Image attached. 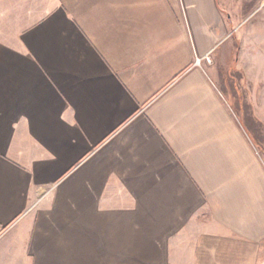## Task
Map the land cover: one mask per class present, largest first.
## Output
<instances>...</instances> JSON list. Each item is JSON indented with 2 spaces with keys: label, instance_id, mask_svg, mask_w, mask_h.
<instances>
[{
  "label": "crops",
  "instance_id": "1",
  "mask_svg": "<svg viewBox=\"0 0 264 264\" xmlns=\"http://www.w3.org/2000/svg\"><path fill=\"white\" fill-rule=\"evenodd\" d=\"M231 31L219 0H0V264H264Z\"/></svg>",
  "mask_w": 264,
  "mask_h": 264
},
{
  "label": "rangeland",
  "instance_id": "2",
  "mask_svg": "<svg viewBox=\"0 0 264 264\" xmlns=\"http://www.w3.org/2000/svg\"><path fill=\"white\" fill-rule=\"evenodd\" d=\"M219 2L232 21V31L227 44L213 62L217 79L224 90L227 89L228 98L242 120L246 118L247 103L251 104L255 116L264 123V0ZM241 54L243 63L249 67L250 77L243 71L242 62L240 61V66L237 64L236 60ZM255 93L259 95L256 100L260 99L259 117L251 103V96ZM245 126L247 127L246 124ZM260 134L262 135H258L260 138L258 143L264 157V131H260ZM262 259L264 262V247Z\"/></svg>",
  "mask_w": 264,
  "mask_h": 264
},
{
  "label": "trees",
  "instance_id": "3",
  "mask_svg": "<svg viewBox=\"0 0 264 264\" xmlns=\"http://www.w3.org/2000/svg\"><path fill=\"white\" fill-rule=\"evenodd\" d=\"M245 109L247 110L245 124L247 125V128L250 131V133L252 134L254 141L260 147V144H259L260 138L258 137V135H262L260 134V131L261 132L264 131V123L262 120H260L259 118L255 116L253 112V108L251 107V104L245 103Z\"/></svg>",
  "mask_w": 264,
  "mask_h": 264
},
{
  "label": "built area",
  "instance_id": "4",
  "mask_svg": "<svg viewBox=\"0 0 264 264\" xmlns=\"http://www.w3.org/2000/svg\"><path fill=\"white\" fill-rule=\"evenodd\" d=\"M204 59H206L208 62L212 61V57L210 55H206L204 57H197L196 63L197 64H202Z\"/></svg>",
  "mask_w": 264,
  "mask_h": 264
}]
</instances>
